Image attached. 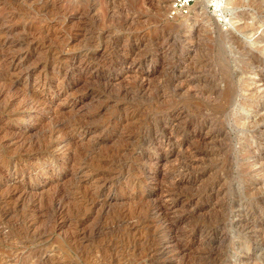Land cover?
<instances>
[{
	"label": "rangeland",
	"instance_id": "1",
	"mask_svg": "<svg viewBox=\"0 0 264 264\" xmlns=\"http://www.w3.org/2000/svg\"><path fill=\"white\" fill-rule=\"evenodd\" d=\"M171 1L0 0V264H264V0Z\"/></svg>",
	"mask_w": 264,
	"mask_h": 264
},
{
	"label": "built area",
	"instance_id": "2",
	"mask_svg": "<svg viewBox=\"0 0 264 264\" xmlns=\"http://www.w3.org/2000/svg\"><path fill=\"white\" fill-rule=\"evenodd\" d=\"M195 1L196 0H172L168 9L169 17L174 18L186 14Z\"/></svg>",
	"mask_w": 264,
	"mask_h": 264
},
{
	"label": "bare ground",
	"instance_id": "3",
	"mask_svg": "<svg viewBox=\"0 0 264 264\" xmlns=\"http://www.w3.org/2000/svg\"><path fill=\"white\" fill-rule=\"evenodd\" d=\"M196 2V1H195ZM194 2V3H195ZM221 0H215V5L219 4L220 5ZM207 3H209L208 0H201V2H197L196 5H200L202 7V10L207 7ZM195 8V7H194Z\"/></svg>",
	"mask_w": 264,
	"mask_h": 264
}]
</instances>
